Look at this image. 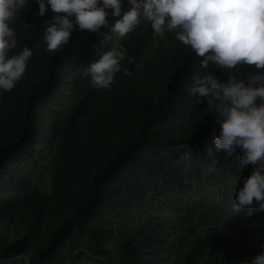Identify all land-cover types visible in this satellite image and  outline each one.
Returning a JSON list of instances; mask_svg holds the SVG:
<instances>
[{
	"label": "trees",
	"instance_id": "trees-1",
	"mask_svg": "<svg viewBox=\"0 0 264 264\" xmlns=\"http://www.w3.org/2000/svg\"><path fill=\"white\" fill-rule=\"evenodd\" d=\"M36 10L26 5L11 24L10 51L27 46L32 56L0 92V264H244L259 251L264 211L233 207L253 166L238 148L212 149L218 163L206 171L219 125L189 92L194 77L226 79L227 70L202 67L174 33L145 20L122 38L74 29L49 52L54 13ZM121 46L110 88L90 87L89 62ZM178 143L192 146L189 160L162 154Z\"/></svg>",
	"mask_w": 264,
	"mask_h": 264
},
{
	"label": "clouds",
	"instance_id": "clouds-1",
	"mask_svg": "<svg viewBox=\"0 0 264 264\" xmlns=\"http://www.w3.org/2000/svg\"><path fill=\"white\" fill-rule=\"evenodd\" d=\"M33 2L34 15L43 17L48 9L54 13L43 33L49 52L65 47L74 29L93 33L107 29L122 38L145 20L157 34L174 33L201 57L202 67L211 62L227 70L226 79L213 73L194 77L189 89L198 105L202 99L206 102L207 112L219 125L214 147L206 149L210 157L206 171L212 172L218 163L212 149L230 156L238 148L241 164L253 167L236 188L233 207L246 208L245 216H251L254 208L264 211V82L257 83L264 81V72L233 71L241 64L264 69V0H0V92L14 88L32 56L27 46L18 53L10 50L17 46L11 26L17 11ZM124 56L122 46L112 47L90 61L89 86L110 88ZM169 152L185 161L194 154L188 143L170 145L162 154ZM244 264H264V242L250 259L244 258Z\"/></svg>",
	"mask_w": 264,
	"mask_h": 264
},
{
	"label": "rangeland",
	"instance_id": "rangeland-1",
	"mask_svg": "<svg viewBox=\"0 0 264 264\" xmlns=\"http://www.w3.org/2000/svg\"><path fill=\"white\" fill-rule=\"evenodd\" d=\"M111 259L113 260V262H114L115 264H119V262H120V261L117 260V258H115V257H113V256H111Z\"/></svg>",
	"mask_w": 264,
	"mask_h": 264
}]
</instances>
